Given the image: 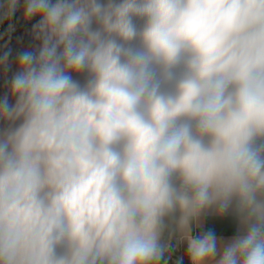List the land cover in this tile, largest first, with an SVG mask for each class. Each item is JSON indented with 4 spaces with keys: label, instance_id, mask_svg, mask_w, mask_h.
Instances as JSON below:
<instances>
[{
    "label": "clouds",
    "instance_id": "9594fccd",
    "mask_svg": "<svg viewBox=\"0 0 264 264\" xmlns=\"http://www.w3.org/2000/svg\"><path fill=\"white\" fill-rule=\"evenodd\" d=\"M24 16L42 43L0 99V264H159L168 218L190 264H264V0H25ZM210 209L239 233L193 236Z\"/></svg>",
    "mask_w": 264,
    "mask_h": 264
},
{
    "label": "crops",
    "instance_id": "0c3cea01",
    "mask_svg": "<svg viewBox=\"0 0 264 264\" xmlns=\"http://www.w3.org/2000/svg\"><path fill=\"white\" fill-rule=\"evenodd\" d=\"M55 0H53V3ZM106 2V0H102ZM25 0L19 5L18 18L21 25L20 32L17 34L14 46L11 49H0V59L7 54L5 63L0 64V99L8 96L9 103L14 104L15 98L10 95V84L14 74L17 72L18 58L21 53L37 52L41 46V41L35 38L33 25L39 20V17L26 19L24 16ZM74 80L83 84L86 81L87 73H70ZM7 127V124L0 121V128ZM207 231H213L218 240L227 242L240 231V226L236 217L231 213L217 215L210 209L200 217V220L192 225L191 234L201 236ZM189 259L187 255V242L182 234L175 228V236L170 247L169 253L162 264H180Z\"/></svg>",
    "mask_w": 264,
    "mask_h": 264
},
{
    "label": "built area",
    "instance_id": "2783aa9c",
    "mask_svg": "<svg viewBox=\"0 0 264 264\" xmlns=\"http://www.w3.org/2000/svg\"><path fill=\"white\" fill-rule=\"evenodd\" d=\"M7 0H0V5H6ZM22 0H18V6L13 16L3 19L0 18V49H11L14 46L15 38L20 32L21 25L19 23L18 11ZM0 9V17L3 11Z\"/></svg>",
    "mask_w": 264,
    "mask_h": 264
},
{
    "label": "water",
    "instance_id": "95a60500",
    "mask_svg": "<svg viewBox=\"0 0 264 264\" xmlns=\"http://www.w3.org/2000/svg\"><path fill=\"white\" fill-rule=\"evenodd\" d=\"M175 228H176V223H175V219L174 218H170L169 220V225L168 228L166 230V233L162 239V245L165 248V251L161 257V260L159 261V264H162L163 261L166 259L167 254L170 250V247L172 245L174 236H175Z\"/></svg>",
    "mask_w": 264,
    "mask_h": 264
},
{
    "label": "trees",
    "instance_id": "16d2710c",
    "mask_svg": "<svg viewBox=\"0 0 264 264\" xmlns=\"http://www.w3.org/2000/svg\"><path fill=\"white\" fill-rule=\"evenodd\" d=\"M134 22L136 23V25H137V27L139 28V27H142V25H143V23H144V21L142 20V19H140V18H134ZM169 220H170V218H168L167 220H166V223H167V228H168V225H169ZM167 228H166V230H167ZM166 230H165V232H164V234H163V237H164V235H165V233H166ZM163 237H162V239H163ZM169 253V252H168ZM168 255V254H167ZM180 264H190V260L188 259L186 262H181Z\"/></svg>",
    "mask_w": 264,
    "mask_h": 264
}]
</instances>
